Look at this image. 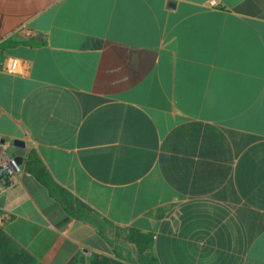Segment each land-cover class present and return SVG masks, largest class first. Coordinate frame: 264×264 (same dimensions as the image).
I'll use <instances>...</instances> for the list:
<instances>
[{
  "label": "crops",
  "instance_id": "1",
  "mask_svg": "<svg viewBox=\"0 0 264 264\" xmlns=\"http://www.w3.org/2000/svg\"><path fill=\"white\" fill-rule=\"evenodd\" d=\"M0 138L20 264H264V0H0Z\"/></svg>",
  "mask_w": 264,
  "mask_h": 264
},
{
  "label": "trees",
  "instance_id": "2",
  "mask_svg": "<svg viewBox=\"0 0 264 264\" xmlns=\"http://www.w3.org/2000/svg\"><path fill=\"white\" fill-rule=\"evenodd\" d=\"M27 170L33 172L38 179L45 184L49 189L50 192L58 198L63 205L67 208V210L77 216H81L82 206L83 203L76 198L69 190L63 188L60 184H58L53 176L51 175V172L47 169L45 164L37 157V154L32 151L30 154V159L27 161ZM137 233V237H135ZM129 239L134 241L136 245L138 246L139 252L143 254L145 251H148V249H152L153 244V238L151 234H144L141 233L139 230L132 228L130 229V235ZM10 244L9 237L5 233V231L0 227V251L4 250L3 248L8 249V246ZM6 246V247H5ZM5 249V250H6ZM16 247H12V255H11V264H20V255ZM152 254L150 253L147 256L141 257V262L146 264V262L149 261L152 262L150 264H159L156 259H152ZM23 261L25 262V259L23 258ZM94 264H112V261L110 259H97L94 261Z\"/></svg>",
  "mask_w": 264,
  "mask_h": 264
},
{
  "label": "built area",
  "instance_id": "3",
  "mask_svg": "<svg viewBox=\"0 0 264 264\" xmlns=\"http://www.w3.org/2000/svg\"><path fill=\"white\" fill-rule=\"evenodd\" d=\"M19 68L20 59L15 57L4 65V70L11 74L18 73ZM16 149L13 139L0 138V186L5 189L14 187L24 172L23 162H20Z\"/></svg>",
  "mask_w": 264,
  "mask_h": 264
},
{
  "label": "water",
  "instance_id": "4",
  "mask_svg": "<svg viewBox=\"0 0 264 264\" xmlns=\"http://www.w3.org/2000/svg\"><path fill=\"white\" fill-rule=\"evenodd\" d=\"M14 144L17 147L16 153L19 155V160L20 162H23V158L27 148L26 141L21 139H15Z\"/></svg>",
  "mask_w": 264,
  "mask_h": 264
},
{
  "label": "rangeland",
  "instance_id": "5",
  "mask_svg": "<svg viewBox=\"0 0 264 264\" xmlns=\"http://www.w3.org/2000/svg\"><path fill=\"white\" fill-rule=\"evenodd\" d=\"M12 247H13V245L10 243V248H9V250H11Z\"/></svg>",
  "mask_w": 264,
  "mask_h": 264
}]
</instances>
